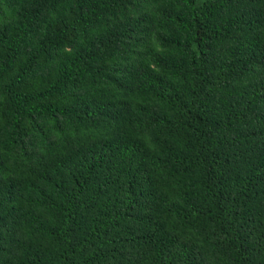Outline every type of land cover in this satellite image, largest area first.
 Returning <instances> with one entry per match:
<instances>
[{"label": "trees", "instance_id": "16d2710c", "mask_svg": "<svg viewBox=\"0 0 264 264\" xmlns=\"http://www.w3.org/2000/svg\"><path fill=\"white\" fill-rule=\"evenodd\" d=\"M0 264H264V0H0Z\"/></svg>", "mask_w": 264, "mask_h": 264}]
</instances>
